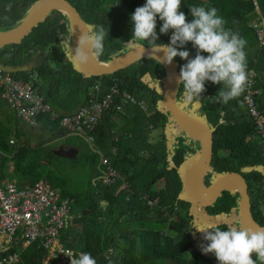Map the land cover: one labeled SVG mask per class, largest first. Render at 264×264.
<instances>
[{
  "label": "trees",
  "instance_id": "1",
  "mask_svg": "<svg viewBox=\"0 0 264 264\" xmlns=\"http://www.w3.org/2000/svg\"><path fill=\"white\" fill-rule=\"evenodd\" d=\"M37 1L0 0V31L14 29ZM68 1L94 27L95 53L100 62L108 63L126 53L131 41L147 46H172L173 58L183 77L179 98L184 97V92L192 94L194 101L201 102L202 114L217 127L213 167L219 173L254 168L245 177L253 181L254 218L264 227V152L261 143L254 141L257 137L255 126L245 112L243 77L233 71L237 65L240 69L257 72V87L261 91L258 103L264 112V46H260L250 26L259 11L264 15V0H257L259 10L252 0H209L212 5L206 9L203 0ZM144 2L147 8L140 15L138 7ZM178 13L181 23L177 21ZM175 31L177 37L171 40ZM70 41L67 15L53 11L20 44L1 49L0 62L17 68L35 63L38 53L44 52L40 65L36 63L33 70L12 76L31 82V75L37 72L39 79L56 81L54 85L50 81L49 86L57 91L58 78L66 80L71 72L78 76V80L69 84L68 97H65L72 107L79 104L85 94L87 98L88 90L96 83H102L106 92L117 84L137 102L147 104L148 111L138 103L125 104V113H119L124 120L123 127L113 126L114 135L119 138L114 147L119 151L113 154L106 147L104 149L105 156L124 179L105 185L102 158L87 146L89 154L83 166L87 172L86 187L71 189L68 185L71 166H65L66 160L64 166L60 164V156L54 152V146L49 145L51 140L42 136V130L64 131L60 121L42 113L38 115L39 126L32 129L0 95L2 177L16 180L19 187L34 186L43 180L60 188L64 196L74 199V222L65 231L62 243L66 248L86 255L89 264H239L248 250L250 256L245 264H264V243L246 235L231 236L226 226L212 228V234L205 237L202 245L210 251L233 245L234 249L227 256L211 259L194 248L191 204L179 200L183 185L177 169L170 168L168 157L175 153L172 161L179 167L185 157L195 154L199 147L193 143L183 145L186 140L181 137H178L174 151L168 147L165 131L169 117L158 107L162 96L155 88L140 81L146 74L151 80L164 79L162 63L146 58L113 75L82 78L66 55ZM60 56L70 64L69 69L51 67V62L60 63ZM80 81L86 84V89H81ZM41 93L47 96L45 92ZM46 100L49 103L47 97ZM50 106L59 116L66 115ZM82 143L87 145L85 140ZM221 152L227 155L222 156ZM122 181H127L132 188L116 195ZM159 184L164 187L158 188ZM145 196L148 198L144 201ZM148 199H158L157 205L151 207ZM236 200L226 192L209 208V213H230L237 206ZM106 203H109L107 207ZM140 212L146 215L140 216ZM148 216H155L156 221H148ZM46 255L38 242L22 252L21 264H45Z\"/></svg>",
  "mask_w": 264,
  "mask_h": 264
},
{
  "label": "water",
  "instance_id": "2",
  "mask_svg": "<svg viewBox=\"0 0 264 264\" xmlns=\"http://www.w3.org/2000/svg\"><path fill=\"white\" fill-rule=\"evenodd\" d=\"M53 11H61L67 15L71 28V41L67 45L66 53L69 61L72 62L74 70L82 78L102 77L113 75L121 70L131 67L137 62L154 58L162 63L164 71V79L161 80V86L157 92L162 96L159 101V110L169 117V130L173 135L185 139V146L190 143L199 147L193 155H187L185 160L179 167L174 162H170L176 168L179 179L182 182L183 189L180 193L179 200L189 202L191 204L190 213L195 218V232L192 238L195 243L194 248L205 257L211 259H220L229 254L232 246L225 249H215L210 251L203 247L200 233L204 229H208V234H212V228L220 226H231L235 235H246L247 237L264 243V227L256 222L252 212V197L249 193V185L244 174L254 170L252 167H246L241 172H225L219 173L213 167L214 162V136L217 127L213 126L206 114L201 112V102L195 101L199 105L198 113L188 110L187 105L194 100L192 94L184 92V96L188 99H180V86L183 77L179 74V64L174 60L172 55V46H147L135 43L133 41L128 44V51L116 56L108 63L100 62L95 47L97 39L93 34L94 27L88 24L75 6L68 0H38L30 9L25 19L17 22L14 29L0 31V50L11 45L20 44L25 40L40 23L44 22ZM181 14H177V21L181 23ZM177 32L172 34L171 40H175ZM33 66L25 65L21 67H8L0 62V69L11 74L33 70ZM191 99V100H189ZM171 138L172 142L168 143V147L175 150L176 141ZM58 151L56 154L65 157H75L76 150ZM172 152L170 158L174 156ZM209 185H208V184ZM203 189L207 192L204 193ZM229 192L237 197V207L234 208L239 216H236V227L231 223L222 221L226 218L225 214L215 217L210 216L207 211L213 207L224 193ZM198 214L206 216H198ZM198 221H202L201 224ZM204 234V233H203ZM205 238V234H204ZM247 254L243 255L239 264H245L244 261Z\"/></svg>",
  "mask_w": 264,
  "mask_h": 264
},
{
  "label": "built area",
  "instance_id": "3",
  "mask_svg": "<svg viewBox=\"0 0 264 264\" xmlns=\"http://www.w3.org/2000/svg\"><path fill=\"white\" fill-rule=\"evenodd\" d=\"M252 1L258 7L257 0ZM145 8L146 4L140 5L138 12ZM250 26L260 46H264V15H260ZM233 71L243 77L244 107L253 120L264 152V112L258 103L261 95L257 87L258 74L253 69L243 70L236 65ZM31 78V82L19 80L0 69L1 98L28 127L39 126V114H50L52 120L60 121L66 135L84 137L90 144L94 141L95 129L106 114L124 112L127 103H138L143 110L148 106L144 102H137L117 84L106 92L102 83H96L88 90L83 106L72 114L59 116L40 91L38 73L32 74ZM148 79L151 78L146 74L140 81L149 85ZM169 161L172 162V159L169 158ZM101 164L105 169L102 178L105 185H113L124 179L108 158L103 157ZM1 165L0 156V264H21L22 252L38 242L47 253L45 264H89L86 255L66 248L62 243L65 231L74 222V199L64 196L60 188H54L43 180L34 186L19 187L15 180L2 177ZM153 203L148 199L150 206ZM207 231L204 233L208 234Z\"/></svg>",
  "mask_w": 264,
  "mask_h": 264
},
{
  "label": "crops",
  "instance_id": "4",
  "mask_svg": "<svg viewBox=\"0 0 264 264\" xmlns=\"http://www.w3.org/2000/svg\"><path fill=\"white\" fill-rule=\"evenodd\" d=\"M205 2L204 5V9L206 8H210L212 3L209 0H203ZM142 4H146V8H147V3L144 2ZM140 4V5H142ZM139 5V7H140ZM138 7V9H139ZM146 8L139 13L140 15H142L144 13V11L146 10ZM257 10L258 7H257ZM261 13L260 11L258 12V17L256 19H258L260 17ZM182 21V20H181ZM40 65V64H38ZM237 66V65H236ZM238 67V66H237ZM239 68V67H238ZM74 69V68H73ZM240 69V68H239ZM243 70H246L243 68ZM59 92V91H58ZM57 91L51 90L49 84H47L45 93H46V97L49 101V103L55 107V109H57L59 112L63 113V114H72L74 112H76L81 105H83L85 103L86 98V94L83 98H81L78 102H80L79 104L75 105L74 107L70 106L69 102L66 101L65 97H68V94H59ZM44 94V93H43ZM57 99L58 102L56 103L54 99ZM84 101V103H82ZM245 112L247 113V111L245 110ZM125 112H122V114H124ZM121 114L119 113H109L106 114L102 120L99 122L97 128L95 129L93 136H94V141L92 144H90L85 138L81 137L80 139L76 138L77 141L73 142V141H69V139H67L68 136H66V134L64 133V131L57 129L55 132H51L48 130H42V136L46 139V140H51V142L49 143V145H53L54 146V152H58V151H68V150H76L75 153V157L71 158V159H77L80 154H81V149L82 148H91L93 150V152H95L96 154H99L101 156V158L105 157V152L104 149L106 147V150H108L111 153H115L118 152V148L114 147V142L118 141L119 138L118 136H115L114 134L116 133V130L113 128L117 127V128H122L123 124H124V120L121 118L120 116ZM40 128V127H39ZM113 129V130H112ZM165 136H166V140L169 142L171 141V138L174 139L173 141H176L177 136L173 135L172 130H169L168 125H167V129L165 131ZM85 140L87 145H84L82 143V141ZM170 140V141H169ZM58 155V154H56ZM60 156V155H58ZM60 158H62L60 160V164L64 163V158L60 156ZM172 159V158H171ZM63 160V161H62ZM169 161V159H168ZM170 168H172L173 166L171 165L170 161ZM12 180V179H10ZM16 181V180H15ZM131 185L127 182V181H122V184L120 185L119 190L117 191L116 195L119 194V192L121 190H131ZM147 196L143 197L142 199L145 201L147 200ZM128 200V199H127ZM156 202H158V199H155ZM154 200V201H155ZM109 205V203H106V207Z\"/></svg>",
  "mask_w": 264,
  "mask_h": 264
},
{
  "label": "rangeland",
  "instance_id": "5",
  "mask_svg": "<svg viewBox=\"0 0 264 264\" xmlns=\"http://www.w3.org/2000/svg\"><path fill=\"white\" fill-rule=\"evenodd\" d=\"M43 56H45V54H44V52H39L38 53V55H37V57H36V59H35V63H31L30 64V66H37V64L36 63H38V64H41V62H42V58L41 57H43ZM59 61H60V63H57L56 61H55V63L54 62H51L50 63V65H51V67L53 68H57L58 66H65L66 68H68L69 69V63L67 62V61H65L61 56H60V58H59ZM74 80H78V76H76V75H73L71 72H70V75H68V77H67V79L65 80V79H63V80H60L59 78H58V90L57 91H59L60 92V94L61 95H63V94H68V86H69V84L70 83H72V81H74ZM50 81L52 82L51 83V85H54V83H56V81L54 82V81H52V80H45V79H43L42 77H40V84H39V86H40V88H41V91L42 92H45V90H46V87H47V84H49L50 83ZM148 81V83H149V85H150V87H153V88H155V89H158V87H160L161 86V80L159 81V80H157V79H154V80H147ZM81 83H79L80 84V86H81V89L83 88V89H86L87 88V86H86V84L84 83V82H82V81H80ZM80 95H82V94H80ZM183 100L184 99H188V97L187 96H184L183 98H182ZM189 100H191V99H189ZM198 107H199V105L198 104H196L195 103V101L193 100L190 104H188L187 105V108H188V110H190V111H193V112H197L198 113ZM149 110V108H148V106H147V109H146V111H148ZM124 125V124H123ZM123 127V126H122ZM37 128V127H36ZM32 129H35V128H32ZM157 133V132H156ZM67 139H69V141H73V142H75V141H77V139H76V137H74V136H71V137H67ZM170 141V140H169ZM254 141H256V142H258V143H260V139H259V137L257 136L256 138H255V140ZM36 143H37V141H36ZM154 144V143H153ZM183 145L185 144V142H183L182 143ZM175 145V144H174ZM191 145V144H190ZM82 151H81V154H80V156L77 158V159H71V158H64L66 161H67V163H66V165L65 166H71V171H70V180L68 181V185H69V187L71 188V189H73V190H80V189H83V187L85 188L86 187V183H87V181H86V177H85V174L87 173L85 170H84V164L86 163V161H87V157H88V152L86 151V149L85 148H82L81 149ZM221 154H222V156H226L227 155V153L226 152H221ZM169 156V155H168ZM170 157H168V159H169ZM62 159V158H61ZM64 160V161H65ZM63 161V160H62ZM64 164V163H63ZM63 164H61V165H63ZM64 166V165H63ZM56 173H59L58 171H56ZM160 186L158 187V188H163L164 187V185L163 184H159ZM161 189H159V190H161ZM154 204H155V206L157 205V203H153L152 204V207H154ZM139 215L140 216H145L146 215V213L145 212H140L139 213ZM156 221V219H155V216H148V221ZM155 225V224H154ZM153 225V226H154ZM205 231H207L206 229H204L203 231H202V233H204Z\"/></svg>",
  "mask_w": 264,
  "mask_h": 264
},
{
  "label": "flooded vegetation",
  "instance_id": "6",
  "mask_svg": "<svg viewBox=\"0 0 264 264\" xmlns=\"http://www.w3.org/2000/svg\"><path fill=\"white\" fill-rule=\"evenodd\" d=\"M177 139H178V137H177ZM177 139H176V143L178 142L177 141ZM190 144H192V143H190ZM72 152H74V150L72 151ZM246 168V167H245ZM251 173V172H250ZM248 174V173H247ZM244 176H245V174H244ZM246 178V177H245ZM246 180H247V182H248V185H249V193H250V195H251V197H252V212H253V200H254V197H253V195H252V193H251V186H252V180H250V179H248V178H246ZM236 197V199H237V195L235 196ZM154 203H158V202H156V200L154 201ZM154 206H155V204H154ZM151 207H152V205H151ZM237 207V206H236ZM235 207V208H236ZM207 213L210 215V216H217V215H220V214H217V215H212V214H210L209 213V209H208V211H207ZM191 214V213H190ZM192 215V214H191ZM227 217L226 218H222V221L223 222H231L233 225V227L235 226L236 227V229H237V224L235 223V221H236V216H239V214H238V212L237 211H235V210H232L230 213H226L225 214ZM198 216H206L205 214L204 215H201V214H198ZM253 216H254V212H253ZM194 218V217H193ZM255 219V218H254ZM194 220V232H195V230L197 229V227H198V224H197V226H196V223H195V218L193 219ZM198 222H200L201 224H203V222L202 221H198ZM231 223H230V225H231ZM237 226H236V225ZM228 228H229V230H230V232H231V236H239V235H235L233 232H232V227L231 226H228ZM205 234V233H204ZM204 234L203 233H200V237H203V240L205 239L204 238ZM207 235H209V234H205V237L207 236ZM202 240V241H203ZM229 246H232L233 248L231 249V251L234 249V246L233 245H228V247ZM225 248H227V246L226 247H224V248H217V249H225ZM230 251V252H231ZM229 252V253H230ZM244 254H247V258L250 256V250H248V251H246ZM243 254V255H244ZM246 258V259H247Z\"/></svg>",
  "mask_w": 264,
  "mask_h": 264
},
{
  "label": "bare ground",
  "instance_id": "7",
  "mask_svg": "<svg viewBox=\"0 0 264 264\" xmlns=\"http://www.w3.org/2000/svg\"><path fill=\"white\" fill-rule=\"evenodd\" d=\"M203 192H204V193H206V192H207V190H206V189H203Z\"/></svg>",
  "mask_w": 264,
  "mask_h": 264
}]
</instances>
